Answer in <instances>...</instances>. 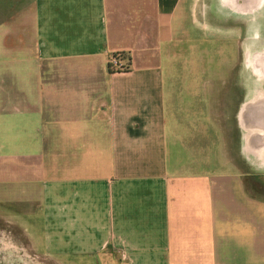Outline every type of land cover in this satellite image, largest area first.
Instances as JSON below:
<instances>
[{"label":"crops","instance_id":"0c3cea01","mask_svg":"<svg viewBox=\"0 0 264 264\" xmlns=\"http://www.w3.org/2000/svg\"><path fill=\"white\" fill-rule=\"evenodd\" d=\"M262 24L264 0H0V232L59 264H264V83L188 79Z\"/></svg>","mask_w":264,"mask_h":264},{"label":"rangeland","instance_id":"374dc122","mask_svg":"<svg viewBox=\"0 0 264 264\" xmlns=\"http://www.w3.org/2000/svg\"><path fill=\"white\" fill-rule=\"evenodd\" d=\"M249 26L246 25V28ZM252 27V26H251ZM262 35L264 36V24H262ZM250 28V27H249ZM251 29V28H250ZM247 32V30H246ZM252 31H248L247 35H251ZM253 41L254 44H260V47H256V50L252 51L251 54L248 52H243L236 49V46L240 44V42H232V50L227 53L226 55H222L219 49H215V45L221 44L224 42H214V49L213 51L202 52L198 51L196 55V61L193 60L195 57H192L191 62H193V66H199L198 71L199 74L196 73L195 75H189L190 80H200V79H212L214 81H230V80H238L239 82H243L247 84L253 81H260L258 80L255 73L252 71L251 59L255 53H262L264 52V41L259 42L258 40H247L241 41V43L246 42V44H250ZM199 46V45H198ZM253 46H251L252 48ZM225 52V51H224ZM223 52V53H224ZM254 53V54H253ZM114 55V54H113ZM118 56L119 60L122 61V56L120 53H115V56ZM177 60L179 63L188 64L190 62V58H183L178 57ZM128 61V60H126ZM124 66L123 69H117V66H113L112 71H123L127 70L130 66L128 62H121ZM178 63V62H177ZM249 63V64H248ZM109 66V65H108ZM192 66V67H193ZM196 68V67H195ZM201 68H207L209 73L201 72ZM212 71V73H211ZM264 83V79L261 80ZM242 85V84H241ZM260 191L264 194V184L260 186ZM6 233L3 234L0 232V264H59L54 262L51 259H45L37 254L34 253L33 250L29 248H22L20 245L24 244L21 240L14 239V233L11 232V228L6 226ZM9 230V231H8ZM16 235V234H15Z\"/></svg>","mask_w":264,"mask_h":264},{"label":"bare ground","instance_id":"6f19581e","mask_svg":"<svg viewBox=\"0 0 264 264\" xmlns=\"http://www.w3.org/2000/svg\"><path fill=\"white\" fill-rule=\"evenodd\" d=\"M251 56H254L251 59V63H250L252 65L251 67L253 68L252 71L257 76L256 78L260 80L259 82H261V80L264 79V52L255 53L254 55Z\"/></svg>","mask_w":264,"mask_h":264},{"label":"built area","instance_id":"2783aa9c","mask_svg":"<svg viewBox=\"0 0 264 264\" xmlns=\"http://www.w3.org/2000/svg\"><path fill=\"white\" fill-rule=\"evenodd\" d=\"M121 62L122 61L119 60L118 56L117 55L115 56V54H114V55H112L110 57V60H109V63H108V65H109L108 68L110 70H112L113 69V66H117V69H123L124 66H123V64Z\"/></svg>","mask_w":264,"mask_h":264}]
</instances>
